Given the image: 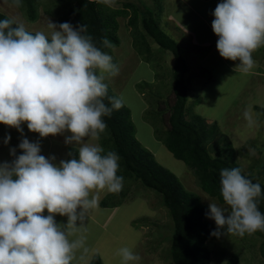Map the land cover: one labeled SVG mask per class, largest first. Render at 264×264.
<instances>
[{
	"label": "clouds",
	"instance_id": "9594fccd",
	"mask_svg": "<svg viewBox=\"0 0 264 264\" xmlns=\"http://www.w3.org/2000/svg\"><path fill=\"white\" fill-rule=\"evenodd\" d=\"M212 15L220 56L250 72L256 65L253 53L264 46V0H221ZM48 27L50 34L32 33L15 20L0 19V124L23 136L22 154L11 148L14 160L0 163V264H73L84 239L70 237L98 207L101 192L119 193L124 185L119 155L92 142L107 127L104 117L123 107L120 98L108 96L104 75L116 76L119 68L87 34L86 24L49 20ZM101 43L112 47L107 38ZM25 123L41 138L71 133L65 144L78 153L69 152L71 158L58 163L54 155L45 157L40 143L24 135ZM10 141L8 135L3 142ZM219 178L228 207L211 201L208 218L228 234L264 232L261 185L239 167L221 169ZM57 215L66 216L67 224L58 223ZM117 255L121 264L141 259L129 247Z\"/></svg>",
	"mask_w": 264,
	"mask_h": 264
},
{
	"label": "rangeland",
	"instance_id": "374dc122",
	"mask_svg": "<svg viewBox=\"0 0 264 264\" xmlns=\"http://www.w3.org/2000/svg\"><path fill=\"white\" fill-rule=\"evenodd\" d=\"M104 1L111 12L123 9L128 12L115 18L121 44L111 56L119 68L118 75H104L105 83L131 111L136 138L141 145L152 152L157 163L179 179L186 191L197 196L208 211L211 201L228 207L206 194L193 170L177 160L156 136V125L161 131L168 128L169 109L174 102L172 73L175 59L172 53L160 49L149 38L147 42L151 52L147 53L144 47V56L138 54L135 40L138 39L139 44L142 42L135 38L136 31L129 22L133 13L137 14L136 30L144 34L141 21L150 11L161 29L176 41L187 62L188 119L199 116L207 127L217 124L218 134L211 141L210 149L223 147L222 140L227 139L235 151V166L264 184V46L253 53L256 65L248 73L236 69L239 61L220 56L218 36L212 29V13L221 0ZM129 4L133 7L126 9ZM65 11L64 5L56 1L40 0L39 18L31 22L20 6L0 0V13L23 24L32 33L43 31L50 34L49 20L59 24V18ZM199 15L207 24L198 18ZM108 133L105 129L98 141H92L102 146L105 153L111 151L110 145L104 146L102 141ZM66 135L71 133L46 138L33 133L32 142H39L41 154L45 157L54 155L58 163L62 159H70L69 148H74L65 144ZM19 152L22 153L20 149ZM120 192H101L98 207L88 213L84 227L70 237L84 239V246L77 250L73 264H89L95 255L101 257L102 264H121L117 251L122 247H129L140 256L138 264H174L171 256L174 223L163 197L146 188L141 181L131 178L124 180ZM105 199L121 205L106 227L103 224L114 205L103 208L101 201ZM47 214L45 210L44 215ZM67 219L66 216H56L57 222L65 225ZM209 220L216 225L213 219ZM80 226L78 221L77 227ZM222 230L224 236L221 240L208 242L212 264H227L234 255L240 258L241 264H264L262 237L257 233L240 236L228 234L226 228Z\"/></svg>",
	"mask_w": 264,
	"mask_h": 264
},
{
	"label": "trees",
	"instance_id": "16d2710c",
	"mask_svg": "<svg viewBox=\"0 0 264 264\" xmlns=\"http://www.w3.org/2000/svg\"><path fill=\"white\" fill-rule=\"evenodd\" d=\"M10 4L20 6L26 18L35 22L38 20L40 0H21L17 5L14 0H6ZM64 5V15L59 18V23L69 22L74 26L84 23L88 26V35L93 37L94 43L102 51L112 55L113 50L121 44L118 37L117 16L127 15V10H111L104 0H51ZM132 4L126 9L132 8ZM111 12V13H108ZM0 19H10L0 13ZM142 32H138V15L133 13L130 26L135 29V38H140L142 44L135 40V48L139 55L144 56L151 52L147 38L152 40L160 49L169 51L174 55L175 64L172 73L174 102L169 109L168 128L161 131L156 125V136L164 143L173 156L184 162L198 179L201 189L213 198L225 204L220 192L219 174L223 168L236 167L235 151L231 143L224 139L223 147L210 149L211 141L218 134V125L207 127L203 118L199 116L188 119V94L189 87L186 82L188 72L187 62L181 50L169 35L161 29L158 21L150 11L142 19ZM107 38L112 47H105L101 41ZM148 46V47H147ZM147 59V58H146ZM151 58H148L149 60ZM108 96L117 97L108 87ZM104 102L110 107L107 98ZM107 125L108 136L103 137L104 146L110 145L111 151L120 157L118 174L127 178L136 179L148 189L159 193L163 203L169 210L174 223V233L171 239V256L174 264H212V254L208 242L219 241L224 232L210 222L206 213L208 209L203 206L199 198L185 190L179 179L168 169L161 166L154 158L152 152L143 147L136 138L135 126L131 120V111L123 103V107L114 110L110 117H104ZM78 153L77 149L69 148V152ZM213 152V153H212ZM22 154L21 152L16 153ZM15 157H13L14 160ZM71 158V157H70ZM243 173V172H242ZM244 174V173H243ZM246 175V174H244ZM253 183H259L262 197L259 198L258 208L264 213V184L260 183L253 175H246ZM121 193V192H119ZM110 204L106 199L101 202L103 208ZM213 231H220L219 237L211 235ZM258 236L264 239V232L257 231ZM264 258V243L262 245ZM89 264H102L99 256H95ZM227 264H241L237 255L232 256Z\"/></svg>",
	"mask_w": 264,
	"mask_h": 264
},
{
	"label": "crops",
	"instance_id": "0c3cea01",
	"mask_svg": "<svg viewBox=\"0 0 264 264\" xmlns=\"http://www.w3.org/2000/svg\"><path fill=\"white\" fill-rule=\"evenodd\" d=\"M198 18L203 23L207 24L206 20L203 19L202 16L199 15ZM172 19H173V16H172ZM172 21H174V19ZM22 127L24 128V135L32 142L33 132L28 130L26 123L24 125H22ZM8 135L11 136V141H10V143L8 145H5L3 141H4L5 137L8 136ZM22 139H23V136L21 135V133L17 129L9 127V126L4 125V124H0V163H3L5 161L11 163L13 161V156L10 153V149L11 148H16V153H18L19 152L18 145H19V143L21 142ZM119 206H121V205L118 204L116 207H112L111 215L109 213V215H108L105 223L103 224V226H105V227L107 226V224L113 218V216L115 214V211L117 210V208H119ZM95 256H99V255H95ZM93 258H92V260H93ZM101 261H102V259H101Z\"/></svg>",
	"mask_w": 264,
	"mask_h": 264
},
{
	"label": "bare ground",
	"instance_id": "6f19581e",
	"mask_svg": "<svg viewBox=\"0 0 264 264\" xmlns=\"http://www.w3.org/2000/svg\"><path fill=\"white\" fill-rule=\"evenodd\" d=\"M148 47V46H147Z\"/></svg>",
	"mask_w": 264,
	"mask_h": 264
}]
</instances>
